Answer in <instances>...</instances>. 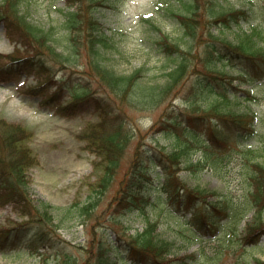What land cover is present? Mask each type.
I'll list each match as a JSON object with an SVG mask.
<instances>
[{"label": "trees", "instance_id": "trees-1", "mask_svg": "<svg viewBox=\"0 0 264 264\" xmlns=\"http://www.w3.org/2000/svg\"><path fill=\"white\" fill-rule=\"evenodd\" d=\"M67 1L68 8L59 26V30L63 29V32L54 40L55 26L45 28L29 20L26 14L20 13V0L0 2L2 7L0 10L3 9L0 11V21L7 26L9 35L30 46L28 55L14 60L18 62V67L13 68L7 64L0 69V79L9 80L12 75L14 76V73H11L13 69H17L16 73L19 70L30 69L46 75L51 70L49 66L51 61L47 60L50 57L58 58L62 67L63 64L77 67L80 60L87 57L84 59L85 64L90 67L92 73L99 75L100 84L107 87L114 99L110 100L106 94H95L88 87L77 84L70 89L77 101L81 100L79 102L81 106L78 103H72V107L70 104L63 105L62 112L77 114L86 107V104L91 103L89 99L93 101V109L98 114L99 120L91 123L82 137L88 140L92 150L101 156V161L95 164L101 168L98 176L100 190L95 192V189L85 200L76 201L65 210L56 209L45 202L39 203L40 206L32 210L26 171L33 162L28 160V148L23 147L21 143L25 139L24 127L0 119V198L3 194L4 199L24 206L23 211H20L29 219V221L17 222L12 227H0V249L15 241L17 234L22 239L31 221L42 225L36 230L40 233L31 239L30 247L33 250H39L44 246L46 233L43 230L46 228L43 225L47 221L52 222L51 218L59 219V224L53 227L54 230L63 226L62 222L66 217H75L81 224L87 225V218L92 217L93 210L106 194L107 187L120 173L121 158L133 136L134 127L123 119L122 114L120 117L112 115L115 110L113 102L123 100L125 104L146 110L157 108L180 90L182 82L190 73H193V86L190 89L191 95L184 101L185 106L181 107L178 103L173 106L171 103L162 117L155 119L152 127L154 131L170 133L174 136L171 148L167 149L165 146H156L148 142L139 143L135 148L130 165L119 179L112 200L110 218L116 225L120 224L121 228L107 225L104 228L98 227L90 239V245L96 246L94 256L91 259L87 258L85 264H115L117 256L122 262L131 259L137 264H173L174 259L168 256L173 242L156 232L157 223L147 220L141 230L127 233V228L122 223L125 207H128L127 210L137 208L143 214L144 208L141 205L148 200L145 195L138 196L139 187H147L152 177H159L173 164L178 166L184 163L185 167L206 165L218 172L225 161L235 153L243 164V198L234 201L227 194L213 192L212 194L218 197L209 200L206 204L201 203L202 212L194 219L197 224L196 229L202 230L206 226L225 227V224L219 221L217 210H220L219 214L226 217L238 244H251L259 240L261 235H264V145L252 148L244 144L245 138L257 134L252 125L247 124L248 114H239L229 107L231 102L236 103L243 96L237 94L238 89L235 88H238L239 84L232 83V77L223 71L221 65L234 68L243 77L245 76L244 79L247 81L252 80L246 76L250 75L253 69L257 72L263 70L261 73H264V48L259 44V40L264 39L263 33L258 29L259 26H250L246 29L240 24L249 16L250 20L258 17L257 24L261 25V20H264V5L257 10L248 5V12V9L244 8L233 11L222 0H164L175 7L174 17L181 24L186 36L193 37L195 41L202 39L200 31L202 23L204 27H208L207 37L201 41L206 54L197 59L203 63L202 68L195 69L197 65L193 57L197 56L196 49L188 48L187 52L182 53L183 51L177 48L178 43L174 44L167 40L165 35L162 37L160 35L157 45L158 50L164 52V62L167 59L174 61L175 64L168 71L163 72L166 75L165 81L153 82L144 67L137 68L131 73H119L106 61L112 44L100 21L99 12L102 7L115 5L114 0L111 2L110 0ZM201 19L204 20L202 23ZM210 22L215 24L213 27L217 33L212 31ZM233 23L241 28L237 41H232L224 35V29ZM28 39L30 44L42 46L38 53L36 49L30 51L34 46L28 44ZM59 40L63 42V46H60L61 52L57 51L55 46L61 44L54 43ZM238 60H242L241 68L237 67ZM47 83H55L60 85V88L72 85L71 80L65 76L60 79L49 77ZM78 85L80 88L77 87ZM61 97L62 94L59 99ZM210 120L215 123V132L210 141H207L199 138L192 127ZM179 130L185 135L189 136L192 133L194 135L184 138L177 133ZM239 138H243V145L238 146ZM231 139L234 140L233 144L229 143ZM262 140L264 142V139ZM198 142L202 147L196 146ZM197 149L203 150L199 159L193 162L192 156ZM161 187L165 188L166 185L162 183ZM200 193L205 196L202 191ZM157 197L156 203L162 204L164 201ZM166 201L172 203L173 195L169 194ZM165 210L169 211L168 208ZM251 210H255L252 220L245 229L240 230L239 220ZM166 214L172 216L170 211ZM25 224L27 225L24 226ZM61 252L63 255V250ZM254 262L264 264V260L260 258H255ZM68 263L69 261H65V264Z\"/></svg>", "mask_w": 264, "mask_h": 264}, {"label": "rangeland", "instance_id": "rangeland-1", "mask_svg": "<svg viewBox=\"0 0 264 264\" xmlns=\"http://www.w3.org/2000/svg\"><path fill=\"white\" fill-rule=\"evenodd\" d=\"M228 1L234 7L243 5L244 8H248L249 4L257 9L264 5V0H245V3H243L244 0ZM114 2L115 6L104 7L105 9L99 14L105 32L110 35L109 38L112 44L109 48L111 52L106 61L115 71L131 73L137 68L144 67L151 81H165L166 75L163 72L168 71L175 62L167 59L164 62V52H160L157 45L159 34L165 35L167 40L174 44L178 43L177 48L183 51L182 53L187 52L188 48L193 47L196 49L198 51L195 52L197 56L193 57L197 65L195 69L202 68L203 63L197 59H199V56L204 57L206 54L205 47L201 43L208 34V27H204L202 23L204 20L201 19L202 39L199 38L195 41L193 37L185 35L182 26L174 17L173 10H175V7L164 0H114ZM19 7L20 13L26 14L29 20L45 28H50L51 25L55 26L53 40L62 35L63 29L59 30V26L64 20L65 10L68 8L67 0H20ZM0 8L2 7L0 6ZM253 20H242V23L245 28L250 27V25H256L257 23V21L252 22ZM211 25L212 31L217 33L213 27L215 24L212 23ZM236 31L237 28L225 29L224 35L228 39L237 41L239 33H236ZM260 31L264 36V31L261 29ZM29 42L28 39V44H30ZM54 43L61 44L59 46L55 45L57 51L61 52L62 48L60 46H63V42L59 40L54 41ZM34 44H30L34 46L30 51L36 49L38 53L42 46ZM259 44L264 48V42L259 40ZM26 46L24 42L17 40V38L9 39L5 25L0 21V52L3 53L0 54V69L7 64L13 68L18 67V62H14V60L30 53V46ZM7 53L11 54L7 55ZM50 58L47 60L52 63H49L51 70L48 74L43 75L44 77L40 78V81L45 78L46 82L51 76H55V78L57 75L59 77L65 76L71 80V86L81 84L88 87L95 94H106L110 100L114 99L108 92L107 87L100 84L101 78L99 75L92 73L90 67L85 64L84 59L87 57H83L77 67L67 64H63L62 67V63H59L58 58ZM241 61L238 60L237 62L238 68H241ZM221 66L229 77L239 78V73L234 68ZM16 70H11L14 76L12 75L9 80L0 79V119L24 127L23 133L25 134L23 136L25 139L21 143L23 147L28 148V160L33 162L32 165L27 167L26 171L28 196L32 200L30 206L34 210V208L40 206L39 203L45 202L56 209L65 210L72 203L85 200L95 189V192L100 190L98 176L101 168H98L95 164L101 161V156H98L90 147V142L82 137L91 122L98 121L99 117L97 119L91 99H89L91 103L86 104V107L78 111L77 114L62 112L63 108L60 104L73 101L70 95L71 92H67L65 88L58 91V94H62L63 97L52 102L53 105L52 103L48 105L45 98L54 93V88L47 86L45 90L47 96L43 97V95L32 90L37 82V76L29 75L24 79L25 76L23 75L29 69L19 70L17 73ZM23 71L25 72L23 73ZM258 74L253 69L248 76L258 77ZM235 82H238V80ZM192 86L193 73H190L182 82L180 90L174 93L163 105L154 109L146 110L132 104H125L123 100L113 102L115 110H113L112 115L120 117V114H122L123 119L134 127L133 136L128 143L127 151L123 153L121 158L120 173L107 187L106 194L100 199L97 207L94 208L92 217L87 218V225L81 224L75 217H66L62 222L63 226L54 230L53 227L55 224H59V219L57 217L51 218L52 222L47 221L43 225L46 228L43 230L46 233L45 247H43L45 250H41L42 253L39 254L31 251L28 246L29 243H32L30 242L31 239L40 233L36 230L41 228L42 225L31 221L29 225H24H27V232L22 236V239L17 234V239L10 244L14 248L0 251V264H65V261H69L68 264H85L87 258L91 259L94 256L96 246L90 245V239L97 228H104L106 225L121 228L120 224L116 225L110 218L112 200L116 194L119 179L130 165L135 148L139 143L145 144L146 142L156 146H165L167 149L171 148L174 136L170 133L154 131L152 128L154 121L158 117H162L171 103L173 106L178 103L181 107H184V101L191 95L190 89H192ZM241 88L249 90L248 99L239 103L231 102L229 107L236 112L256 114L259 130L264 133V76L261 75L252 84L241 83ZM50 98L54 97L51 96ZM75 102L80 105V101ZM71 103H69L70 107H72ZM118 108L120 111H118ZM192 129L194 133L199 135V138L209 140L214 135L215 124L210 120L199 123L193 126ZM177 133L181 136L184 135L182 130ZM154 136L158 137L154 138ZM240 141L243 143V139L240 138ZM258 141L249 139L250 146H259ZM229 143L233 144L234 140L231 139ZM197 157L195 155L194 159ZM242 178V162L236 154L231 155L223 164L220 172L216 174L209 168L179 167L177 173L172 176L165 178L159 176L147 188L139 187L140 193H138V196L145 195L148 200L141 205L144 208V213H140L137 208L127 210L128 207H125L122 223L127 228V233L141 230L147 220L157 223L156 232L173 242L172 251L170 250L171 254L168 255L172 260L177 258L173 264H191L189 257L193 254V251H198L199 246L207 256L201 264H254L255 257L264 259V237L253 244L234 243L229 247L225 245L223 251L218 253L217 249L222 245L218 243L219 239H207L205 236L203 241L192 239L193 236L189 228L186 227L185 222L167 215L166 212L169 211L165 210V208L172 209V205L168 204L165 196L176 191L174 184L179 181L189 188L206 191L205 194L209 195L207 199L210 200L216 198L212 194L213 192L224 193L228 191L234 197L239 196L241 192L238 187ZM163 181L166 182V189L160 190L158 187L160 183L162 185ZM157 196L164 201L162 204L156 203ZM156 204L159 205L155 206ZM153 205L154 207H152ZM23 207L12 200L4 199L2 194L0 198V227H12L17 222L29 221L28 216L23 215L20 211ZM176 211L174 210L172 213ZM250 218L251 214L246 217V220ZM202 257L203 255L199 256L198 263ZM119 258L117 256L115 264H135L122 262Z\"/></svg>", "mask_w": 264, "mask_h": 264}]
</instances>
